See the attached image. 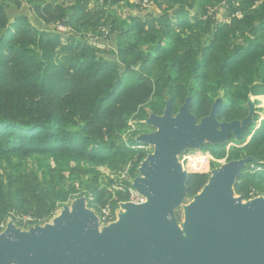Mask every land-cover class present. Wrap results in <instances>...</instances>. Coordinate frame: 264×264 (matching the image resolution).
Segmentation results:
<instances>
[{"label":"trees","instance_id":"trees-1","mask_svg":"<svg viewBox=\"0 0 264 264\" xmlns=\"http://www.w3.org/2000/svg\"><path fill=\"white\" fill-rule=\"evenodd\" d=\"M227 1L241 15L229 23L203 17L208 5L222 0H153L158 13L122 19L112 8L132 7L129 0H0V224L19 214L30 215L29 225L44 224L61 204L80 196L99 212L113 183L100 169L116 175L132 163L130 175H139L152 148L139 147L135 136L148 131L142 121L150 113L161 115L168 99L174 115L191 96L198 121L217 97L219 121L245 117L248 95H264V0ZM22 4L34 21L8 11ZM56 22L71 32L53 31ZM102 24L114 37L109 49L88 41L101 34ZM132 117L141 120L140 127L125 139ZM258 119L256 111L239 140L203 146L216 159L227 153V161L255 160L234 186L244 200L264 197V118L257 124ZM200 156L189 158L188 169H208ZM34 157L52 164L37 171L27 165ZM208 177L188 174L185 202ZM125 201L126 193L118 192L112 206Z\"/></svg>","mask_w":264,"mask_h":264},{"label":"water","instance_id":"water-1","mask_svg":"<svg viewBox=\"0 0 264 264\" xmlns=\"http://www.w3.org/2000/svg\"><path fill=\"white\" fill-rule=\"evenodd\" d=\"M255 98L248 95L247 115L232 121L217 119L221 97L199 121L191 96L174 115L168 99L161 115L144 120L154 131L135 136L152 148L132 182L144 202H120L116 219L104 226L84 196L63 205L51 222L22 229L8 220L0 232V264H264V197L244 200L234 192L242 169L255 160L212 168L187 202L190 172L178 161L184 151L239 140L253 123Z\"/></svg>","mask_w":264,"mask_h":264},{"label":"rangeland","instance_id":"rangeland-1","mask_svg":"<svg viewBox=\"0 0 264 264\" xmlns=\"http://www.w3.org/2000/svg\"><path fill=\"white\" fill-rule=\"evenodd\" d=\"M48 1H50V0H48ZM51 1H56V2H59V3H69L70 2V0H67V1L51 0ZM129 1L133 5L132 7H130L129 5H126V4H122V5H119V6H114L112 8L114 14L119 19H122V18L130 15L131 11L134 9V5H136V4H134L131 0H129ZM223 5L224 4H222V3L221 4H217V5L216 4L215 5H208L205 10L207 11L208 8L213 9V13L212 14H213V17L215 18V20L218 21L219 23H227L229 21V19L231 18L230 13H232L233 10H232L231 7H229V4H228V9L227 10L225 9V7H222ZM232 6L235 7V5H232ZM92 7H93V3L90 2L89 3V8H92ZM141 10L143 11L142 12L143 15H147V14H150V13H153V14L154 13H158V12H156V7L155 6L152 7V8L150 7V8H145V9H141ZM205 14L208 15V16L211 15V14H208L207 12ZM111 37L114 39L113 36H108L106 38H102L101 37L102 40L107 42L106 45H105L106 46L105 49H109V47H111L110 45L113 44V42L111 41V39H112ZM255 99H256L255 100L256 102L254 101V105H257V106H255L254 110L255 109H260V108L264 109V95L263 96H257V98H255ZM256 111L258 112V115H259V119L256 121V123L258 124L260 122V120L264 118V110L263 111L255 110V113H256ZM129 122H131V124L135 128H138V127H140L141 120L132 117V118L129 119ZM148 131L149 132L154 131V128L151 127V126H148ZM127 137H128V135L124 134V138L126 139ZM231 146H233V143L230 142V143H228L226 145L225 149L228 150ZM205 150H210V146H205V147H203L200 150L191 149V150H188V151H184L182 154L178 155V161L180 162V164L182 163L181 165L186 171L195 172L196 173V171H191L190 168L188 169L189 158L195 157L196 159L200 160V157H201L200 154H203V155L208 157L207 152H209V151H205ZM227 156H228V154L226 153L225 156L221 157V158H217L216 159V158L212 157V159L209 160L210 164H209L208 170L197 172V173H202V172L210 173L211 169L213 167L217 166V165H213V163L216 162V163H218L220 165L221 163L227 162ZM47 162H50L52 164V162L50 160H48V158L34 157V158L29 160L27 165H28V167H32L33 169H35L37 171H41L45 167ZM100 172L102 173L103 176L110 177V178L113 177V174L111 172H109L105 168H101ZM102 179L103 178L101 176V180ZM70 203H71V200L67 201L66 203L61 204L57 208V210L55 211L54 216L59 214V212L61 211L63 205H68L69 206ZM28 216H30V215L29 214H22V215L19 214V216L14 217L15 218L14 221H13V217L10 216L7 219V221L8 220H12L16 224V226L19 227V225H17L16 222H18V220L20 218H25V217H28ZM51 219H49L46 222H51ZM7 221H6V223H7ZM6 223L4 224V227L0 229V232L5 228ZM23 228L26 229V227H23Z\"/></svg>","mask_w":264,"mask_h":264},{"label":"built area","instance_id":"built-area-1","mask_svg":"<svg viewBox=\"0 0 264 264\" xmlns=\"http://www.w3.org/2000/svg\"><path fill=\"white\" fill-rule=\"evenodd\" d=\"M62 1H67V0H62ZM92 1L93 2L97 1L98 3L103 2V0H92ZM131 1L134 4L140 6L141 9L150 8V7L155 6L153 3V0H131ZM221 3L224 4L222 7H225V9L227 10L228 9V1L222 0ZM232 4L233 5L235 4V6L237 5V3H233V2H232ZM206 12L208 14H211L209 16L213 17V14H212L213 9L208 8ZM207 16L208 15H206V14L203 15V17H207ZM230 16L232 18L233 16L240 17L241 15H240L239 11H235V12L230 13ZM231 18L229 19V21L231 20ZM229 21L227 23H229ZM52 28H53V31L58 32V33H62V34H68L71 32L70 27H68L62 23H59V22H56L55 24H53ZM98 29H99L101 34L100 35H98V34L90 35L88 38V41L92 45L99 46V47L103 48V47H105V45L101 44V40H102L101 37L102 38L108 37L110 35V31H109V28L107 27V25H105V24H102ZM129 125H130V129L127 130L126 134H128L130 131H133L135 129V127L131 124V122H129ZM143 146H148V145H139V147H143ZM207 155H208V157L205 155H203V156L206 157L207 165L209 168V164H210L209 160L212 159V155L210 154V152H207ZM131 168H132V163H128L121 171H119L116 175L113 174V177H111L113 179V183L108 187V190L111 194V198L107 203H105L102 207H100L99 212L96 213L99 226L107 225L116 219V215H117V211H118L119 206H117V208H115V209L112 206V200L115 199L116 193H118V192L126 193L127 201L135 203V204H139V203H142L145 201L144 197L142 195H140L132 186V182H133L134 178L130 175ZM190 173H195V172H190ZM202 173H204V172H202ZM124 182L129 183V185L125 186ZM127 201H125V202H127ZM86 204H87V201H86ZM30 221H32V218L30 216L25 217V218H20L18 220L19 227L22 229H25L23 227L26 226V228H27V226H30L29 225ZM3 227H4V224L1 223L0 229Z\"/></svg>","mask_w":264,"mask_h":264},{"label":"crops","instance_id":"crops-1","mask_svg":"<svg viewBox=\"0 0 264 264\" xmlns=\"http://www.w3.org/2000/svg\"><path fill=\"white\" fill-rule=\"evenodd\" d=\"M27 8H28V6L26 4H22L19 8H16L13 5H10L8 7V11L11 13V15L26 13V14H28L30 16L31 20L34 21L33 15L31 14V12ZM142 12H143L142 10L133 9L130 14L137 15V16H142L143 15ZM156 12H158L157 9H156ZM104 43H107V42L106 41H101V44H104Z\"/></svg>","mask_w":264,"mask_h":264},{"label":"bare ground","instance_id":"bare-ground-1","mask_svg":"<svg viewBox=\"0 0 264 264\" xmlns=\"http://www.w3.org/2000/svg\"><path fill=\"white\" fill-rule=\"evenodd\" d=\"M257 106V105H256Z\"/></svg>","mask_w":264,"mask_h":264}]
</instances>
